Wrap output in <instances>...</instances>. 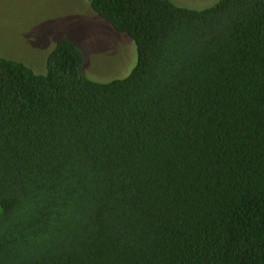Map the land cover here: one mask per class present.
<instances>
[{"label":"trees","instance_id":"obj_1","mask_svg":"<svg viewBox=\"0 0 264 264\" xmlns=\"http://www.w3.org/2000/svg\"><path fill=\"white\" fill-rule=\"evenodd\" d=\"M138 60L0 56V264H264V0H88Z\"/></svg>","mask_w":264,"mask_h":264},{"label":"rangeland","instance_id":"obj_2","mask_svg":"<svg viewBox=\"0 0 264 264\" xmlns=\"http://www.w3.org/2000/svg\"><path fill=\"white\" fill-rule=\"evenodd\" d=\"M205 8L219 0H174ZM73 40L85 55V71L98 81L129 75L138 60L133 38L117 31L88 0H0V56L46 73L60 38Z\"/></svg>","mask_w":264,"mask_h":264}]
</instances>
